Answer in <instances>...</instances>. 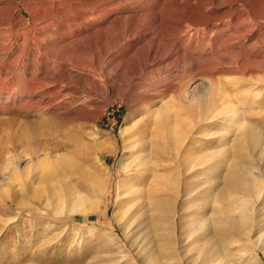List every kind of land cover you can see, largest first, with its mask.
<instances>
[{
  "label": "rangeland",
  "instance_id": "rangeland-1",
  "mask_svg": "<svg viewBox=\"0 0 264 264\" xmlns=\"http://www.w3.org/2000/svg\"><path fill=\"white\" fill-rule=\"evenodd\" d=\"M208 1L0 0V264H142L122 233L123 213L128 211L130 227L144 219L136 233L149 236L153 212L146 208L153 199L168 211V232L180 236L201 210L200 200L184 194L192 182H183L198 180V169L181 176L167 170L175 158L163 147V126L182 129L180 157L215 150L205 162L217 164L213 176L229 174V165L237 161L233 156H240V165L252 161L254 174L264 176V154L256 155L261 141L253 149L240 138L235 147L227 146L241 117L264 134V59L237 68L222 58L240 53L225 50L235 47L225 46V34L242 31L244 43L258 42L254 51L264 46V0ZM225 10L235 20L225 25L224 34L186 20H205ZM135 22L138 27L131 29ZM213 44L220 49L211 50ZM157 45L162 47L157 62L132 80L131 68ZM219 62L232 71L211 75ZM197 64L201 73L191 68ZM209 79L239 95L223 105L201 104L199 93ZM251 90L259 97L245 99ZM181 136L170 137L175 146ZM151 139L159 154L148 158ZM250 150L251 160L241 157ZM63 184L67 196L77 199L73 210L62 201ZM153 188L158 195L150 196ZM200 194L203 200L211 190ZM156 250L166 264H183L166 245L157 244ZM124 251L128 256L120 258ZM252 260L248 264H256Z\"/></svg>",
  "mask_w": 264,
  "mask_h": 264
},
{
  "label": "bare ground",
  "instance_id": "bare-ground-1",
  "mask_svg": "<svg viewBox=\"0 0 264 264\" xmlns=\"http://www.w3.org/2000/svg\"><path fill=\"white\" fill-rule=\"evenodd\" d=\"M96 1H98V0H96ZM214 1H216V0H209L208 2H214ZM117 3H118V1H117ZM204 3L207 4V2H204ZM100 11L103 12V10H100ZM92 13L93 12H91V14ZM231 13H232L231 11L229 13V12H226V10L224 12L222 11V14L220 13L221 15L225 16L226 21L224 20L225 18L221 19V15H219V16L214 15L215 13L213 14L214 16L207 18L205 20L203 19L200 21H196V20L192 21L191 18L186 19V20L193 22L194 25H196V26H199V27L201 26L200 27L201 30H210V31L212 30V31H215V32L220 33V34L221 33L224 34L226 32V29H227V27H225V25L231 24L230 21L232 19L235 20L234 15ZM102 14H104V13H102ZM97 15H98V13H97ZM252 15L257 19H260V17H261V15L259 13H255L253 11H252ZM140 16H142V15H140ZM99 17H100V15H99ZM94 18L96 19L95 16H94ZM237 19H236V21H237ZM140 21H139V23H140ZM119 22H120V20H119ZM37 23H38V21H37ZM115 24H117V23L112 22V25H115ZM121 25H120V27H121ZM135 25L138 27L139 24L137 25V22H135V24H133L132 27L130 26L131 29L133 27L135 28L136 27ZM235 26H237V24ZM125 31H123V32L125 33ZM241 33H242V31H241ZM241 33H240V35H234V34L223 35V36H225L223 41L225 43H227V44H225V46H227L229 44L235 45V47H233V48L225 47V50L228 51L229 53H231L235 50H238L240 53L237 54L235 58H233L228 53H226L222 58L224 60H226L229 65H231L233 63L237 64L238 65L237 68L243 67L244 64H246V63L247 64L251 63L249 61L259 62V61H261V59H264V57L262 56L263 53L261 52V49H263V47H264L263 45H261L262 43L259 44L258 50L256 48L257 51H254V47L258 46V45H256V44H258V42L248 40L247 43H244L242 41V38H241L242 37ZM200 34L202 36L201 31H200ZM115 37H116V35H115ZM244 37H247V36H244ZM116 39H117V37H116ZM158 39L161 40L159 37H158ZM162 43L163 42L161 41V44ZM169 44H170V42H169ZM162 45H164V44H162ZM166 46L167 45L165 44L164 48ZM109 48H111V47H109ZM161 48L158 45L155 47H152L151 49L148 50L147 54H145V57L143 58L140 65L137 67L131 68L132 71L128 75H131L130 77H132V80L135 78H138L140 74H142L141 76H143V73H145L144 71H146V69L148 70V68L150 69V67H152L151 66L152 63L157 62L156 57L158 56ZM111 49H113V48H111ZM210 49L215 52V51L220 49V45L213 44V46ZM229 49H232V51H230ZM163 50H165V49H163ZM249 50L250 51L253 50L254 52H252V51L250 52ZM173 52H171V53L173 54ZM160 53H161V51H160ZM126 59H128V58H126ZM140 59H138V60H140ZM157 59L159 60L158 62H160L161 57L159 56ZM175 59H177V58H175ZM172 60H170V61H172ZM181 60L183 62H187V61L189 62L190 59H189V57L182 56ZM99 62H101V61H99ZM109 65L107 64V66H109ZM177 65H178V63H177ZM229 65L223 66L219 62L218 66L217 65L213 66L212 70H210V74L215 76L216 74H221V73L224 74L225 72H229L230 70L232 71V69H230L232 66H229ZM131 66H129V67H131ZM160 66H161V64H160ZM201 66L202 65L197 64L195 66H191V68L193 67V70H195L196 73H201L203 70L201 68ZM76 67H78V66L76 65ZM79 67H81V65ZM86 68H89V66H87ZM111 68H112V66H111ZM123 68H124V66H123ZM165 68H167V66ZM216 68H217V70H216ZM249 69L253 70L252 68H249ZM124 70H127V69H124ZM165 70L167 71V69H165ZM117 71H118V69H117ZM106 72H107V70H106ZM172 72L175 73V75H179L178 73H180L179 68L173 69ZM123 74H125V73H123ZM173 77H175V76H173ZM144 78H146V77H144ZM116 79H118V78H116ZM128 79H130V78L128 77ZM60 80H62V79H60ZM124 80H125V78H124ZM109 81H111V80L109 79L107 82H109ZM217 82L209 79L207 81V84L206 85L204 84V87L201 89V91L199 93L201 95L199 96V99H198L201 102V104H203V105L215 104L216 106L221 105V104L223 105V104L231 103L233 101V99L239 95V92L236 89H235V91L234 90H232V91L224 90L225 88L223 89L221 86H219L217 84ZM140 85H142V84H140ZM126 86H128V85H126ZM138 86L136 85V88ZM139 87H141V86H139ZM77 88L78 87H76V89ZM89 91H91V90H89ZM134 91H135V89H134ZM86 92H88V91L86 90ZM57 93H59V92H57ZM60 93H62V92H60ZM246 94H247L246 95L247 97L245 99H248V100L255 99V98L259 97V93L256 90L247 91ZM60 95H58V96H60ZM55 96H53V97H55ZM56 99H53V100H56ZM39 100H41V99H39ZM215 101H217L218 104L215 103ZM50 102H52V101H50ZM235 110H237V109H233V111H235ZM167 118L168 117H166L165 120H167ZM238 120H240L241 125L239 126L237 133H235L234 136L232 137V139H230V142L227 146L232 145L231 146L232 148L235 147L236 146L235 143L237 140L236 138H240V140L244 141L245 143H248L245 145H250V146L252 145V149H253V146L257 145V143H259L261 141V148L258 150L256 155L262 156L264 154V150H263L264 149V134L261 132H258L255 129V127H252L248 123H244L242 117L238 118ZM241 121H242V123H241ZM163 128L164 129H163L162 133L164 136H163L162 140L166 139V141H167V142H164L163 147L169 149L168 153L173 152V153H171V156L173 158H175V163H172L174 165L171 166V168H169L167 170H172L173 172L178 174V176H181V175H184V173L188 174V173L192 172L193 168L198 169V172H196L197 173L196 176L198 177L197 178L198 180L187 181V179L185 178L183 182L185 184L192 182L190 184V186L187 185L185 187L184 194L186 196L189 195V196H187V198L189 197V199L191 198V200H200L201 201V210L198 213L194 212V217L192 218L193 222L189 223V225H188L189 228H187L186 230L182 229L180 232V236H178V237L176 236L175 238L172 237L171 232H168L169 229L172 228V221L169 220L167 222V218H169V214H168L167 209L160 208V205L162 204L161 200L153 199L154 201H152V200L147 199L148 202H147V208L146 209H148L150 211L152 210V212H153L152 213V232L151 233L148 232L149 236H147V233H145V232L136 233L138 231V225H141V223L143 224L144 219L139 220L138 223H136L135 225H132L130 227L131 224L128 223V220H130V218H128L129 214H128V211H125L123 213V216H125V218L123 219L124 221L122 222L121 230H122V233L125 236V238L128 239L129 245L134 250L135 256H137L140 259L142 264H151V263L166 264L164 262V260L158 258L159 256L156 255L157 254L156 253L157 252L156 245L157 244H161V245L164 244V245H166L167 251L175 252L179 257L182 256V263L183 264H242V263L248 264L251 258L254 260V262L256 264H261V263L264 264V180H263L264 176L262 177L261 176L262 174H260V175L254 174L255 172L253 169H255V167L253 164H251L252 161H246V163H243L242 165H240V163L238 161L240 159V156H233L232 157L234 160H237V161H235V162L233 161L229 165V167H228L229 174L224 176V178L220 179L218 173L213 176L210 173L213 172V170H215L217 168V164L214 162L213 163H205V162H207L206 157L211 156L213 153H215V150L213 151V150L206 149L203 151L205 153L202 155H197V152H194V154H191L188 156H183V157H186V159L184 160L183 157H180L181 156L180 150L182 148L181 146H182L184 139H185V137L182 134V129L173 128L171 126H163ZM172 133H174L175 135H173ZM156 135L157 134H155V137H156ZM180 135H182L181 136L182 139L175 146L173 144V142L171 141L170 137L176 136V138H177ZM149 137L151 138V136H149ZM155 140L151 139V142L153 145L149 149L150 153L147 156L148 158L151 155L156 156L159 154V152L154 148V141ZM169 141H171V142H169ZM245 145H244V147H245ZM241 147H243V146H240V148ZM207 150L209 152H207ZM252 152H253V150H252ZM252 152H251V150H250V152L247 151V152L243 153L241 155V157H246L247 160H251L254 156V154L252 155ZM201 156H204V157H201ZM227 165H228V163H227ZM205 174H206V177L201 178V176H203ZM153 182H154V180H153ZM154 184L156 187L157 183H154ZM177 184H178L177 189H178V193H179L181 190L180 185L182 184L181 177H180V179H178ZM200 187H202V189H199ZM67 188H68V186L63 184L60 187L59 192H60L61 197L63 198L62 201L66 205L68 204L70 210H73L76 207L74 204L75 203L74 200H77V199H75V197H73V196H67L69 194V193H67ZM99 188H100V185H99ZM209 189L211 190L210 197L208 196V194H206L205 199L202 200V196H200L201 195L200 193L201 192L206 193L209 191ZM158 194H159V190L153 188L152 192L150 193V196H155ZM141 208H144V206H141L139 209H141ZM75 210H78V209H75ZM167 214H168V216H167ZM165 216H166V218H165ZM164 218H165V220H164ZM118 247L120 249L123 248V243L120 244ZM166 250H165V252H166ZM127 254L128 253H125V251H124V254L122 253V255H120L119 257L120 258H123V256L126 257V256H128ZM130 258L128 259V261L130 260ZM133 259L136 260L137 258L133 257ZM175 262H176V260H175Z\"/></svg>",
  "mask_w": 264,
  "mask_h": 264
}]
</instances>
